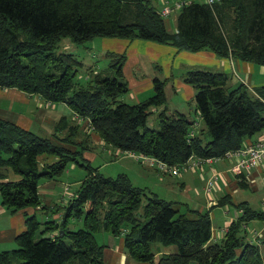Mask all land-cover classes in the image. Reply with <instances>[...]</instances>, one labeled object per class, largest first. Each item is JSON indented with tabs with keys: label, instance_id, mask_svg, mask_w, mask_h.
Listing matches in <instances>:
<instances>
[{
	"label": "trees",
	"instance_id": "1",
	"mask_svg": "<svg viewBox=\"0 0 264 264\" xmlns=\"http://www.w3.org/2000/svg\"><path fill=\"white\" fill-rule=\"evenodd\" d=\"M176 25V32H170L150 0H0V88L38 94L51 104L64 103L76 115L88 117L93 133L104 143L172 168L191 158H225L252 145L248 141L264 131V96L244 83L229 88L227 74L196 69L185 76L196 89L194 110L210 137L206 142L198 121L177 111L168 113L166 80L153 81L154 95L145 102L130 105L119 100L129 91L123 73L126 55L109 53L112 75L97 74L88 88L76 90L82 63L74 54L59 52L66 39L83 45L96 38H116L153 42L179 52L209 51L221 59L264 67V0H220L213 8L193 3L180 11ZM158 107H165L159 114L160 129H150L151 109ZM197 124L199 134L191 139L189 133ZM55 133L65 134L63 142L90 149V138L79 142L80 127L66 117L55 125ZM44 155L57 161L41 167ZM81 155L82 151L72 152L0 119L1 206L12 214L45 210L47 219L41 223L35 214L25 219V229L15 237L17 249L0 252V264H105L107 245L99 244L101 233L122 238L137 264H264L259 247L242 234L249 221H264V212L236 204L231 196L222 198L219 205L229 203L242 214L229 224L224 239L214 243L209 212L192 219L174 203L147 195L123 174L104 177L98 169L83 165L77 161ZM72 161L85 166L87 176L64 208V220L61 215L60 221H50L48 213L62 214L63 207L38 210L43 207L40 183L61 177ZM247 176L234 175L241 189ZM71 218L81 221L83 228L68 229ZM157 244L175 251L157 256Z\"/></svg>",
	"mask_w": 264,
	"mask_h": 264
},
{
	"label": "rangeland",
	"instance_id": "2",
	"mask_svg": "<svg viewBox=\"0 0 264 264\" xmlns=\"http://www.w3.org/2000/svg\"><path fill=\"white\" fill-rule=\"evenodd\" d=\"M155 7L160 10L163 6L162 0H150ZM180 12L173 13L172 16L168 19H165L166 27L170 32H176V21L177 17ZM103 39H111V41L114 40H122L126 41L127 47L124 48L121 53L120 51H117L118 55H126L127 57V52H131L130 46L132 45L133 42L136 41H141L142 40H123V39H116V38H96L91 42H88L83 45L79 44H74L70 40L66 39L62 41L59 52H66L70 54H74L77 59L82 63V66L78 68L77 72V77L74 81L75 84V89L79 88H88L90 84L92 83V79L97 74H102V76H111L112 73L109 70V64L111 61V58L109 57V53L112 51L109 50H104L105 49V40ZM148 42V41H145ZM66 46H69L67 49ZM165 46V45H162ZM165 47H171V46H165ZM117 48H120L117 46ZM143 47H140L139 49H142ZM172 49H175L171 47ZM119 50V49H118ZM126 50H128L126 52ZM144 50V49H143ZM146 54L151 55L150 50H145L144 51ZM179 53H185V54H191L190 52H179ZM175 55L174 57L170 58V63L167 61L165 57L162 58V64L164 66L162 74L163 76L166 74V71L169 73L168 79H167V87H166V94H167V109L168 113H172V111L177 110L178 108L182 110H186V116L187 119H194L195 121H198L201 129L204 131L203 138L208 142L210 140V137L206 134V127L201 120L200 116L198 113H195L194 110H191V107L194 106L195 104L193 103V98L189 97V100L186 101L185 99H182L180 94L181 90V84L188 85L194 93H196V89L185 82V76L186 74L191 71V70H205V71H211L212 69H207L205 67H198V66H185L183 65V56L182 57H177ZM128 59V57H127ZM221 59V58H219ZM174 62L176 64L174 65ZM130 64V62H129ZM126 65V64H125ZM255 66V65H254ZM256 69H263L264 67L260 66H255ZM129 67L127 68V70ZM139 69L141 71H139ZM157 68L153 64H151L148 68V71L145 70L143 67L141 68H133L134 74L131 73L129 77L125 76V82L128 83L129 86V91L127 94H124L120 97V101L127 103V104H138L145 102L147 99L151 98L154 95V90H153V85H152V90H146L144 92L137 93L136 88H133V83H134V76L136 75L137 77V83L139 81L141 82H147L149 80V74L152 72L157 71ZM128 72V71H127ZM130 72V71H129ZM159 72V70H158ZM161 76V75H160ZM237 77H241L246 83V76L245 75H236ZM133 77V78H132ZM236 77V78H237ZM161 80H165L162 76L160 77ZM257 80L253 83L254 89H249L252 90L254 93L257 95H262L264 96V90H263V84H264V72L262 75L257 76ZM234 79V78H233ZM231 79L228 84H236L237 81L234 79ZM241 79V80H242ZM252 84V83H251ZM176 85V87L174 86ZM175 87V92L171 89V87ZM185 90H183L184 92ZM34 96H40L38 94H34ZM42 97V96H40ZM43 98V97H42ZM31 101V108L34 110L35 113L40 112L42 109L44 111H47V109L55 108L56 105L54 104L53 107L48 106V102L43 98V101L39 102L36 100L35 97L30 99ZM189 102L192 104L189 107ZM7 102L5 101L4 98H0V105H6ZM180 106V107H179ZM182 107V108H181ZM17 108V106H16ZM165 107H158V108H153L151 109L152 114L148 119L147 126L150 129L154 130H159L160 129V120H159V114L163 111ZM71 110V113L69 115H65L67 118V121L70 122L71 124H77L80 127V134L78 141H83L87 137L90 138V142L88 143L90 149L84 150V146H74L72 144H68L67 142L61 141L65 134H56L55 133V125L57 123H53L55 118L52 116L47 119L46 122L42 124V120L40 119V116L36 118L30 117L32 120V126H33V131L36 133L38 136L45 137L50 139L55 145L66 148L70 151H82V155L77 157V161L82 163L83 165H91V167L98 169L99 173H101L104 177H111V178H116L118 175L123 174L128 177L130 180L131 184H133L135 187L141 188L145 191H147V195H150L149 193L155 194L158 193L162 199L167 198H177V200L183 204H189V207L186 205H174V208L176 210H179L180 213L182 214H187V216L192 215L191 212L188 210H191L192 212H196L199 209L197 207H194V203H192L190 200L187 199L184 195H180L175 193V195L168 193V189H173L171 185H174V188H178V183H180V180L182 178H185L186 180L191 179L193 180V176L191 175L192 172H183L184 174L180 177L181 179H176L172 178L170 176H167L164 173H160L157 169L154 170V168H150L149 166H145L144 162L138 161L135 157H132L131 155L128 154H123L122 152L120 153L118 149L100 141L98 143H94L93 139L91 136L93 134V131L88 127V121L89 118L86 117L83 120L80 118L75 117V112ZM188 109V110H187ZM33 111H31V114ZM39 114V113H38ZM37 114V115H38ZM84 118V117H81ZM257 135H255L251 141L256 140ZM57 157L51 156V155H44L40 159V165L41 167L47 165V164H53L56 162ZM77 161H72L68 163L67 170L62 174L61 177L55 180H42L40 183L39 187V192H40V197L41 201L43 203L42 206L49 207L51 210L55 204L57 206H62V214L57 211L55 213L49 212L48 216H50V221H54L55 215L61 214L62 215V220H64L63 215L65 214L66 208L69 204L70 199H72L76 193L78 192L82 182L85 180L87 176V170L85 166H81L79 162ZM161 176V177H159ZM234 176V175H233ZM10 178L17 179L16 177H13L11 175ZM50 183V184H49ZM175 183V184H174ZM199 187L198 183H195V185L192 188V191L189 192V196L193 197L195 188ZM155 192V193H154ZM197 200L202 204V206L205 205V197L207 194H204L202 192L197 191ZM200 194V195H199ZM190 197V198H191ZM237 200H250L251 207L255 210L262 211L264 212V189H259V190H251L249 189H240V193L236 195ZM246 198V199H244ZM250 198V199H249ZM193 199V198H192ZM0 204H1V197H0ZM146 204V199L144 198L143 200V205ZM188 208V209H187ZM201 208V207H200ZM28 211L26 213L25 211ZM20 211L16 214H12L11 212H8L6 209H4V212L0 213V252L2 251H12L17 249V245L15 243V237H14V228L12 227V220L15 222V224H18V226H24V221L27 219L29 216L35 214L37 217L38 221L41 223L47 222L46 219V213L44 211H37L35 209H27ZM218 210V211H217ZM214 210L215 216H223L224 211L217 209ZM54 211V210H53ZM203 211V210H202ZM232 213L235 214V209H230ZM206 212V211H205ZM204 213V211H203ZM55 214V215H54ZM60 215V216H61ZM57 221H60V218H56ZM227 220V219H226ZM22 223L20 224V222ZM224 219L215 217V223H223ZM250 225L248 226V229L246 231H243V235L246 236L248 234L251 236V233L253 231L259 232V229L261 225L264 224V221L260 220H255L249 223ZM83 228V223L81 221H78L76 219L71 218L68 224V229L72 231H77L79 229ZM256 228V229H255ZM44 230V226L42 225L39 233H41ZM38 233V236H39ZM50 234L46 232L44 234L45 237L49 236ZM112 237L109 234L106 233H101L98 235V241L99 244H109V241L107 237ZM252 239V237H251ZM119 242L122 243V238H118ZM257 241V240H256ZM123 245V244H122ZM124 251L126 252L124 246H123ZM113 250L117 251L118 249L116 247H113ZM154 251L157 256H159L163 252V248L160 245H154ZM126 264H137V262L130 257H128V261Z\"/></svg>",
	"mask_w": 264,
	"mask_h": 264
},
{
	"label": "crops",
	"instance_id": "3",
	"mask_svg": "<svg viewBox=\"0 0 264 264\" xmlns=\"http://www.w3.org/2000/svg\"><path fill=\"white\" fill-rule=\"evenodd\" d=\"M104 40L105 39H103V41ZM104 42H105L104 50L112 51L111 53H117V51H120L121 53V51L124 48H126L128 44L126 43V41H122V40L111 41V39H107ZM117 46H119L120 48H117ZM66 47L67 49L69 48V46H66ZM140 47H143V48L139 49ZM148 49L150 50L151 55H148L144 52L145 50H148ZM130 50L131 52H127L128 50H126L128 59H127L126 65H124L123 67L124 76L129 77L131 73L134 74L133 68L138 69V68L143 67L145 70L148 71V68L151 64H153L155 68H157L156 69L157 71L149 74V80L147 82L139 81L137 83V78H136L137 76L136 75L134 76L135 79L133 83V88H136L137 93L144 92L146 90L151 91L153 81L156 78L161 80L160 77L162 76L167 81L169 73L166 71V74L164 76L162 74V71L164 68L162 64V58L165 57L166 63L167 61L170 63V58L174 57L175 55L177 57L183 56L182 64L185 66L205 67L207 69H212L211 72L223 73V74L229 75L230 76L229 80L234 78L237 81V83L236 84L230 83L228 86L231 89H236L238 88L240 84L244 83L242 82L244 80L240 76L239 77L236 76L237 74L245 75L246 76L245 81L247 83L246 86L249 87L250 89H254L253 83L258 79L257 76L262 75L264 72L263 69H256L255 66L257 65L254 66L253 64L242 63L235 59H219L214 53L209 52V51L185 54V53H179V51H177L176 49H172L171 47H165V46L153 43V42H145V41L133 42L132 45L130 46ZM175 64L176 62H174V65ZM128 67L129 69L127 70ZM139 71L141 70L139 69ZM174 86L176 87V85ZM174 86H172L171 89L176 94ZM180 88H181L180 96L182 99H185L186 101H188L189 97H191L194 100L195 93L188 85L181 84ZM183 90L185 91L183 92ZM33 97H35L36 100L39 102L43 101V98L40 96L29 95L27 93L21 92L14 88H11V89L9 88L1 89L0 88V98H4L5 101L7 102L6 105H0V119L17 124L18 126L26 130L33 131L34 129L32 126L33 122L30 119V117L36 118V116L37 117L40 116V119L42 120V124H43L44 122L47 121L48 118L52 116L53 118H55L53 123H58L61 118L66 117L65 115H69L71 113V110L69 109V107L64 103H53V104L48 103L49 107H53L54 104L59 105V106H56L55 108L47 109V111H44V109L41 107L42 110L38 112L39 114L35 113L34 110L31 108V101H30V99H32ZM191 105L192 104L189 102V107ZM194 109L195 107L192 106L191 110H194ZM31 111H33L32 114H31ZM176 111L182 114H186L187 112L186 110H182L180 108L172 112H176ZM75 117L79 118V116L76 114H75ZM192 121H195V120L192 119ZM89 136H91L94 143H98L102 141L94 133ZM248 142H249L248 144L264 142V131L257 134L256 140L254 141L249 140ZM231 167H232V163L230 162V160H226V159L220 161L217 164H214L213 166H204L203 168L192 172L191 175H194L193 180L191 179L186 180L185 178H182V180H180V183H178L177 185L178 188H174V185H171L173 189L167 190L168 193H171L173 195H175V193L180 194L181 196L184 195L185 197H187V199L189 198L188 200L194 203L195 208L197 207V209H199L196 212L191 211L192 215L189 216L190 218L197 219L199 214H202L203 211L204 213L205 211L210 213V216L212 219V234H213L212 242L214 243H220L224 239L225 235L227 234L225 231L226 229L228 230L229 224L232 223L233 221H236L238 217H240L242 214L241 210L236 209L235 207L231 206L229 203L225 205H219L220 200L222 198L226 196H231V200L234 203L236 204L245 203L246 207L253 209L249 202L250 200H240V201L237 200L236 195L240 193L241 186H240L239 180H237L233 176L231 172ZM183 174L184 173L178 176H171L169 173H167L166 175L172 178L181 179L180 177ZM213 174L219 175V181L215 184L213 191L211 193H208L205 190V185L209 177L212 176ZM244 180H245L246 186L243 189L250 188L253 191L264 189V162L260 164L258 168L253 170ZM195 183H198L199 187L195 188L194 196L191 197L189 196V192L192 191V188L195 185ZM197 191L207 194V196L205 197L206 199H204L205 200L204 206H202V204L197 200L198 198ZM155 194L158 197H160L158 193H155ZM164 200L172 202L174 203V205H178V206L186 205L187 207H189V204H183L179 202L177 198L175 197L171 199L164 198ZM227 202H230V201H227ZM55 206L57 205L55 204ZM44 207L46 208V206H43V207H39L38 210H41ZM217 209L224 211L223 216H215L213 211ZM230 209H235V214L232 213ZM28 211L29 210L25 212L28 213ZM255 211H258V210H255ZM2 212H4V208L0 204V213ZM60 215H61L60 213L55 215V218H60L61 217ZM215 217L223 218L224 222L218 223V224L215 223ZM252 221H255V220H252ZM252 221H249L246 224V226H244L245 231L248 229V226L250 225L249 223ZM21 223L22 221L20 222V224ZM11 224H12V227L14 228V233H15L14 237H16L18 234H20L25 229V224L24 226L20 227L18 226V224H15L13 220ZM257 229H259V232L253 231L251 233V236L246 234V239L256 244L259 247L261 257L264 262V224L261 225L260 228H257ZM107 239L109 241V244H105L107 246L104 251V263L105 264H126L128 261L129 255L123 249V245H122L123 242L121 243L117 241L118 238H113L110 236L107 237ZM113 247H116L118 250L117 251L113 250ZM163 250H164L163 252H168V253H174L175 251V249L173 248L163 249Z\"/></svg>",
	"mask_w": 264,
	"mask_h": 264
},
{
	"label": "built area",
	"instance_id": "4",
	"mask_svg": "<svg viewBox=\"0 0 264 264\" xmlns=\"http://www.w3.org/2000/svg\"><path fill=\"white\" fill-rule=\"evenodd\" d=\"M163 6L159 11L160 16L165 20L172 16L173 13L180 12L183 8L192 5L193 3H202L213 8L220 0H162ZM80 119L87 120L85 118ZM88 127L92 130L90 125V120L88 121ZM198 124L190 131L189 137L192 139L196 137L198 132ZM190 141V140H188ZM123 154L131 155L135 157L138 161H143L146 165L157 169L160 173L167 174L169 173L172 176H178L181 171H193L194 169L201 167L203 164H213L215 162H220L223 159H231L235 161V164L231 168L233 175L237 177L247 176L249 172L258 167L261 163L264 162V142H258L252 145H249L245 148H242L238 151L229 152L225 155V158H191L186 164L179 167H170L167 164L160 162L156 159H152L147 156H138L135 153L125 152ZM219 181V175L213 174L210 178V181L207 185L206 191L211 193L214 189L215 184ZM242 212V211H241ZM226 229V233H227ZM126 232L123 233V235Z\"/></svg>",
	"mask_w": 264,
	"mask_h": 264
}]
</instances>
